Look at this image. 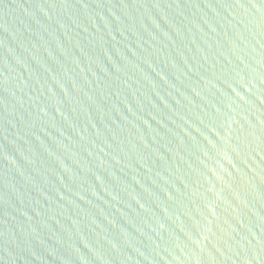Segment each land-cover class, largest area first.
Segmentation results:
<instances>
[{"label": "water", "instance_id": "water-1", "mask_svg": "<svg viewBox=\"0 0 264 264\" xmlns=\"http://www.w3.org/2000/svg\"><path fill=\"white\" fill-rule=\"evenodd\" d=\"M0 264H264V0H0Z\"/></svg>", "mask_w": 264, "mask_h": 264}]
</instances>
